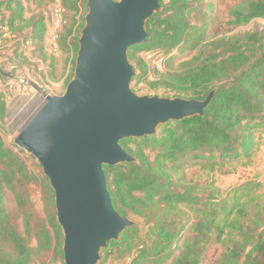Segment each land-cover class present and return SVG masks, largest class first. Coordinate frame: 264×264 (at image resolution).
I'll return each mask as SVG.
<instances>
[{
    "label": "trees",
    "instance_id": "trees-1",
    "mask_svg": "<svg viewBox=\"0 0 264 264\" xmlns=\"http://www.w3.org/2000/svg\"><path fill=\"white\" fill-rule=\"evenodd\" d=\"M54 1L0 0V40L29 29L23 41L44 51L49 24L45 11ZM86 1L62 0V4L77 14L87 9ZM217 1L229 0H160L161 11L147 21V42L129 48L134 78L136 71L145 75L150 69L141 56L144 50L166 56L164 70L150 82V88L163 90L164 96L204 99L216 91L203 116L170 121L153 135L122 139L136 161L104 165L115 209L124 216L142 218L149 226V240L142 239L138 225L127 227L103 249L100 264L109 257H128L130 264H200L213 235L222 239L226 229L233 227L234 208L227 206V200L213 190L207 196L200 194L184 174L188 166L205 164L215 171L250 157L256 134L264 132V27L242 35L210 37L206 16ZM234 1L228 24L241 26L264 19V0ZM204 3L205 12L201 10ZM27 4L35 6L30 17ZM194 11L201 15L200 24L191 20ZM75 22L66 31L67 22L63 26L61 51L65 42L75 54L78 51L84 16L77 26ZM195 50L191 57L180 58ZM7 110L0 91L1 118ZM21 151L8 146L0 130V264H31L50 252L64 261L55 191L48 177L29 168ZM32 183L42 187L43 215L34 208ZM215 264H264V228L260 232L243 229V238L233 240Z\"/></svg>",
    "mask_w": 264,
    "mask_h": 264
},
{
    "label": "water",
    "instance_id": "water-1",
    "mask_svg": "<svg viewBox=\"0 0 264 264\" xmlns=\"http://www.w3.org/2000/svg\"><path fill=\"white\" fill-rule=\"evenodd\" d=\"M74 74L63 94L44 103L14 141L41 163L55 191L65 264H99L102 251L135 225L113 205L104 165L136 161L121 143L153 135L170 121L203 116L204 99L139 95L129 48L147 42L160 0H87Z\"/></svg>",
    "mask_w": 264,
    "mask_h": 264
},
{
    "label": "rangeland",
    "instance_id": "rangeland-1",
    "mask_svg": "<svg viewBox=\"0 0 264 264\" xmlns=\"http://www.w3.org/2000/svg\"><path fill=\"white\" fill-rule=\"evenodd\" d=\"M235 3L234 0L215 2L214 8L206 16L207 33L210 37L230 34L242 35L248 30L256 31L264 27V19L260 18L253 19L248 24L241 26L228 24L229 7ZM34 8L33 4H27V17L33 14ZM205 8L204 3L201 10L205 12ZM45 12L49 23L52 16V4L46 7ZM87 12L88 8H83L77 14L66 9L65 31L74 23V20H76L75 26H77L81 22V18L83 16L85 18ZM191 20L200 24L201 15L194 11ZM29 32L27 29L24 34L29 36ZM47 33L44 39V51L32 46L31 41L24 42V34H19L15 38L2 37L3 39L0 40V91L4 94L8 109L5 118L0 116V130L5 143L15 150L22 149L21 156L29 168L39 175L44 174L41 163L35 156L16 144L14 139L29 118L44 103L45 94H63L65 92L67 84L74 74V58L77 56L69 42H65L60 55H53L48 50ZM195 51H190L191 54L186 52L180 58L188 55L189 58L198 50ZM139 74L140 71H136V78L134 76L131 82V87L137 94L164 96L163 90L150 88V82L155 80L159 75L158 72L150 67L145 75ZM168 95L172 96L173 94L168 93ZM149 154L153 155L152 152ZM233 169L234 171H232ZM184 174L188 180L197 185L200 194L207 196L213 190L218 197L227 200L229 208H234V213L230 217L233 227L226 229L222 239L213 235L203 250L200 264H215L227 248L233 244V240L243 238V229H258L260 232L264 228V132L256 134L253 154L250 157L225 163L223 167H217L215 171H211L205 164L188 166L185 168ZM30 192L35 210L43 215L44 201L41 185L39 183L30 184ZM128 216L135 221V225H138L142 239L149 240L147 238L149 226L145 224L144 220L134 214ZM63 262L59 256L50 252L35 258L31 264H62ZM130 262L128 257L120 259L109 257L104 264H130Z\"/></svg>",
    "mask_w": 264,
    "mask_h": 264
},
{
    "label": "built area",
    "instance_id": "built-area-1",
    "mask_svg": "<svg viewBox=\"0 0 264 264\" xmlns=\"http://www.w3.org/2000/svg\"><path fill=\"white\" fill-rule=\"evenodd\" d=\"M66 9L62 4V0H55L52 4V16L48 24L47 45L48 50L55 56L61 54L60 36L63 26L66 23ZM141 56L149 64V66L157 71L164 70L166 56L158 50L147 49L141 53Z\"/></svg>",
    "mask_w": 264,
    "mask_h": 264
}]
</instances>
